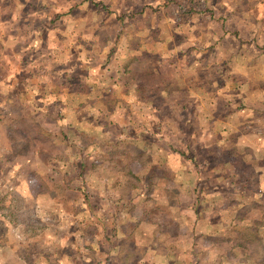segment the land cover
I'll use <instances>...</instances> for the list:
<instances>
[{
  "label": "rangeland",
  "instance_id": "obj_1",
  "mask_svg": "<svg viewBox=\"0 0 264 264\" xmlns=\"http://www.w3.org/2000/svg\"><path fill=\"white\" fill-rule=\"evenodd\" d=\"M104 1L110 2V0H101L100 3ZM177 1L179 7L182 6L179 8L177 19L181 24H186L188 0ZM76 2L80 0H0V7L4 10L0 13L3 12L4 20L12 19V13L17 14V21L23 19L17 23L18 29L14 33V40L6 47L14 51L20 48L22 53H26L25 60L21 58L17 64L12 62L15 67L10 63L11 55L8 52L0 60V79H2L0 116L14 120V126L10 131L17 140L16 144H13L11 154L0 158V246H19L23 250L37 246L43 248L42 242L48 240L52 245L51 248H55L58 252L63 249L67 251L70 263L86 264L85 260H90L89 262L98 260L97 255L92 252L93 246H97L93 244L92 237L102 234V230H115V225L121 218V216L118 218L116 215L113 216L120 207L112 204L117 199L115 193L121 190V198H128L131 195L128 189L111 190V185L127 184V182L135 187H139V184L144 185L145 199L148 201H143L144 204L140 203L136 211L131 213L138 218L143 206L146 207L158 224H162L164 230L173 236L187 235L186 231L191 229L194 223V216L179 214L181 208H187V198L191 197L189 194L191 180L188 177H181L183 180L177 178L175 172L187 166L182 165L183 162L177 153L174 159L171 154L172 146L181 151H185L187 146L188 128L179 126L178 123H182L187 118V111L182 110L181 107L186 108L189 101L186 93H176L178 85L186 86L188 77L186 59L183 61L179 57L182 55L180 47L186 46L187 31L170 32L166 27L164 31L150 32L146 27L152 24H145L141 17L134 16L135 10L140 9L139 6L133 11L131 8L123 9V6L119 8V3H115L117 8L114 23L108 22L104 30L102 28L99 30L100 37L93 38L91 31L93 18L90 14H79L74 9ZM131 2L132 0L126 1L130 4ZM211 2L219 5L223 0ZM66 4L68 8H72L68 13L61 9ZM255 5L263 6L264 2L238 0V6H242L245 10ZM207 6L201 0L202 9ZM128 10L133 12L129 13L131 11ZM28 11L30 13L35 11L36 16L30 17L33 19L32 22L24 24ZM50 11L64 16L58 22V29L63 28L69 34L71 41L64 39L66 32L62 39L67 48L76 50L83 42L86 46L90 42L95 46L84 51L93 52L103 62L81 68L76 63L75 53L68 51V57L67 53L63 57L66 63L61 65L56 63L49 69L50 62L44 58V55H48L46 45L34 46L33 49L37 53L27 50L25 42L30 40L31 33L37 34L35 30L38 28L39 38L44 35L45 32L43 33L44 30L41 29L44 28V22ZM173 11L175 10L169 11L165 19L171 20ZM166 23L172 24L171 21ZM142 28L143 31L136 30ZM8 36L7 31L3 32L1 37L3 40H8ZM141 36L146 37L147 40L153 38L154 41L158 37L169 44L164 47L150 46L148 51L155 54H147L148 56L143 57L140 62L137 55L140 54L139 50L130 46L138 44ZM107 40H110V44L103 46ZM121 42L125 47L117 48ZM112 45L116 47L112 48ZM116 50L119 53H127L126 62H120L121 54L115 53ZM128 58L131 61H128ZM29 59L33 61L27 64ZM128 62H130V74L133 76L132 82L127 84L130 90L123 86L128 74L121 82L119 81L121 84L113 86L111 84L113 79H119L120 73L123 74L124 64ZM64 69L76 70L74 76L67 79L68 81L60 77ZM87 69L97 71L90 80L84 76V71ZM81 71L83 75L79 76ZM101 76L105 77L106 81L99 85L97 81ZM107 79L110 82H107ZM14 84L22 87L25 92L22 90L18 94L14 93L16 90ZM90 87L95 90L91 98L94 106L90 109L79 112L74 109L68 112L67 119L62 118V120L58 110H44L43 101L49 99V94L53 95L52 101L56 106L60 91H78L86 94ZM131 92L135 94L134 97ZM103 93L106 97L99 99L97 96ZM68 100L72 101L74 107L82 104L80 100H76V97L73 99L68 96ZM125 115L132 118L134 127H124L126 120L129 119L130 122V118L125 120ZM60 121L62 125L59 124ZM69 124L70 126H67ZM129 132L134 139L139 136L151 140L155 148L158 144L153 141L154 137L163 134L168 140V146L171 147L169 149L171 155L157 156L152 153L153 147L149 143L123 139V136L128 135ZM64 134H67L68 138ZM181 138L185 139V144L176 142ZM7 144L5 129L0 126V151L8 150ZM113 149L115 150L113 155H119L115 161L110 160ZM124 152L127 153L123 154ZM141 152H144L142 156L139 155ZM130 153L140 157L132 158ZM131 159L133 162L130 168L135 171L136 177L127 176L123 171V166H127V162ZM118 160H120L119 164H117ZM204 174L207 176L208 172ZM140 190L141 188L132 193L137 195ZM259 195V200H264V187ZM196 196L198 197L197 192ZM258 206L262 207L263 213L254 226L251 223L240 225L235 219L234 209L228 211L226 216L229 215V220L226 219L227 224L222 225L221 231L217 230L216 237L195 239L197 253L193 258L190 257V261L195 264H264V206ZM216 212L220 214L219 208ZM241 216H244L243 211ZM99 220L101 222H97ZM194 225L197 227L198 223ZM201 229H205V226ZM63 235L66 238L60 242ZM181 239L184 240L181 242V247L191 248L190 239ZM115 241L111 242L108 236L102 238V249L109 254L108 250ZM153 244L161 253L163 264L177 261L169 257L172 254L174 257L178 256L180 262L187 263L188 256L168 249L175 247L177 250L171 240L154 241ZM204 247L211 249L202 250ZM246 251H250V255ZM9 258V262H13L10 256ZM106 258L108 257L105 254L101 261Z\"/></svg>",
  "mask_w": 264,
  "mask_h": 264
},
{
  "label": "crops",
  "instance_id": "obj_2",
  "mask_svg": "<svg viewBox=\"0 0 264 264\" xmlns=\"http://www.w3.org/2000/svg\"><path fill=\"white\" fill-rule=\"evenodd\" d=\"M100 1L80 0L74 5V9L79 14H90L93 18L94 23L91 30L93 38L100 37L99 30L101 28L104 30L108 22L114 23L117 8L115 3H119V8L123 6V9L131 8L133 11L136 6H139L140 9L135 10V14H133L136 18L141 17L145 24H152L146 27L150 32L164 31L166 27L167 31L170 32L174 30L180 33L187 31L186 46L180 47L182 55L179 57L183 61L186 59L188 77L186 86L178 85L176 90L178 94L186 93L189 101L186 108L181 107L182 110L187 111L188 116L182 123H178L179 126L188 128L186 131L187 146L186 152L172 146L173 152L171 154H173L174 159V155L177 153L183 162L182 165L187 166L175 172L178 179L188 177L192 181H190L189 194L191 197L187 198V208H181L182 211H179V214L181 216L186 214L194 216V223L191 229L186 231L187 235L175 234L173 236L164 230L162 224H158L146 207L143 206L142 211L140 210L141 215L138 218L131 213L136 211L138 205L146 200L144 185L140 186L141 192L137 195L132 193L135 190L126 188L131 192L128 198H121V190H119L118 193H115L117 199L112 204L120 206L113 216L116 215L117 218L121 216V218L118 219L115 230H102V234L92 237L93 244L97 245L93 246L92 252L97 255L98 260L97 262L85 260L86 264H163V259L160 257L161 253L153 242H162L164 239L171 240V243L177 247V250L175 247L168 248L169 250L172 251L173 249L178 254L183 253V256H188L187 263H185L180 262L178 256L174 257L172 254L169 257L177 259V261H172L170 264H195L190 261V257L193 258V255L197 253L195 239L197 237L206 239L216 237L217 230L221 231L222 225H226V221L229 220V215L226 216L228 211L234 209L235 219L242 226L250 223L254 226L263 213L262 207L258 205L264 206V200H259V194L264 187V5H255L253 8L245 10L242 6H238V0H223L219 5L212 3V0H202L204 5H208L202 9L201 0H188V22L181 24L177 15H179V8L182 6L179 7L177 0H132L131 4L126 3L127 0H124V3L123 0H114L113 2L110 0L109 3L105 1L100 3ZM61 9L68 13L69 9L72 8H68V4H66ZM172 9L175 10L172 19H165V15ZM0 11H4L2 7H0ZM53 13L50 11L47 15L44 28L41 29L44 30L43 33L45 32L42 38H39L38 28L35 30L37 34L31 33L30 40L25 42L26 44L24 43L27 50L37 53L33 49L34 46L46 45L48 55H44V58L50 62L49 69L56 63L60 65L66 63V59L63 57L66 53L68 57V51L75 53L77 56L76 63L81 68L86 67L85 65L103 62L93 52L84 51L95 46L90 42L88 46L83 42L76 50L67 48L62 40L66 31L63 28L58 29V22L64 16L58 12ZM0 14H2V18L0 17V60L8 52L11 55L10 63L15 67L13 63H19L21 58L25 60L24 55L26 53H22L20 48L14 51L6 46L14 40V33L18 29L17 23L23 19L17 21V14L12 13V19L6 21L3 18V12ZM35 16V11L31 13L28 11L23 23L32 22L33 19L30 17ZM169 21L172 24L166 23ZM143 29L136 30L143 31ZM7 31L9 32L8 40H3L1 36L3 32ZM68 35L66 32L64 39L71 41ZM109 44L110 40H107L103 46ZM166 44L169 42L158 37L154 41L153 38L147 40L146 37L141 36L140 42L130 47L139 50L140 54L137 55L141 62L143 57L148 56L147 54H155V52L148 51L150 46L164 47ZM111 47L116 46L112 45ZM124 47L125 44L121 42L117 48ZM115 53L121 54L120 62H126L125 55L127 53H119L117 50ZM129 60L130 58H128ZM32 61L33 59H29L26 63L30 64ZM129 64L130 62L124 64L123 71L121 70L123 74L120 73L119 79L113 77L114 81L111 83L113 86L121 84L122 78L128 74L123 86L130 90L127 84L132 82L133 76L130 74ZM85 71L84 76L89 80L97 72L95 69ZM75 72L76 70L64 69L63 74L60 73V77L68 81L67 79H71ZM82 75L83 72L81 71L79 76ZM104 81L106 78L101 76L97 82L100 85ZM107 82L110 80L107 79ZM113 86L110 85V87ZM14 89H16L14 93L17 94L23 90L17 84H14ZM94 91L92 87L86 94L78 91H60L59 102L56 106L54 105L55 102L52 101L53 95L49 94V99L43 101L45 102L44 110H58L60 120L62 118L67 119L69 111L75 109L76 112H79L94 106V103L91 102ZM131 93L134 97L135 94ZM68 96L73 99L76 97V100H80L82 104L74 107L72 101L69 102ZM97 97L104 99L106 96L103 93ZM127 118H130V122L129 119L126 120ZM125 120L124 127L133 126L131 117L125 115ZM14 123L10 117L0 116V126L5 129V140L8 142L7 147H9L8 150L0 151V158H5L11 154L13 134L10 128L14 126ZM59 124L62 125V121ZM64 135L68 138L67 134ZM131 137L132 133L129 132L128 135L123 136V139L141 141L144 144L149 143L153 147L152 153L154 152L157 156L171 155L169 154L171 147L168 146V140L163 134L154 137L153 141L158 144L157 148L154 147L151 140L139 136H136V139L133 137L131 139ZM184 140L181 138L176 142L185 144ZM142 153L144 152H141V156ZM206 171L208 172L207 176L204 174ZM132 172L136 174L135 171ZM125 187L126 183H119L111 185L110 189L117 190ZM218 208L220 214L216 212ZM241 211H243L244 216H241ZM195 223H198L197 227L194 225ZM202 226H205V229H201ZM49 236L50 234L47 237L49 238ZM106 236L111 239V242L116 240L115 244L109 248V254L102 249V238ZM149 237L153 238L149 239ZM65 238L66 236L63 235L59 241L62 242ZM181 238L190 239L192 241L191 248L181 247V242H184ZM196 243L199 242L196 241ZM42 244L43 248L37 246L25 250L19 246H0V264H72L68 261V254L65 249L58 252L55 248H51L52 245L48 240H44ZM203 249L210 250L211 247H204ZM247 253L250 255V251ZM105 254L108 258L102 262L101 258ZM9 256L13 262H9Z\"/></svg>",
  "mask_w": 264,
  "mask_h": 264
},
{
  "label": "trees",
  "instance_id": "obj_3",
  "mask_svg": "<svg viewBox=\"0 0 264 264\" xmlns=\"http://www.w3.org/2000/svg\"><path fill=\"white\" fill-rule=\"evenodd\" d=\"M58 115H60V113H58ZM13 128V127H12ZM16 142H17V140L16 139H14L13 138V140H12V143L13 144H16ZM114 152H115V150L113 149V153L111 154V155H113L114 154ZM125 153H127V152H124L123 154H125ZM122 154V155H123ZM132 158H134V157H140L139 155H135V156H133L131 153L129 154ZM119 157V155H113L112 156V158L110 159V160H112V161H115L117 158ZM119 161L120 160H118L117 162V164H119ZM133 161H132V159L130 160V162H127V166H123L124 167V169H123V171L125 172V175H127V176H135L136 177V175L132 172V170H131V168H130V164L132 163ZM126 188H130V189H132V190H138L139 188H140V184H139V187H135V186H132L130 183H128L127 182V184H126V187L124 188V189H126Z\"/></svg>",
  "mask_w": 264,
  "mask_h": 264
}]
</instances>
